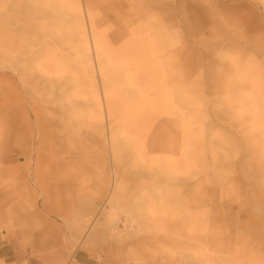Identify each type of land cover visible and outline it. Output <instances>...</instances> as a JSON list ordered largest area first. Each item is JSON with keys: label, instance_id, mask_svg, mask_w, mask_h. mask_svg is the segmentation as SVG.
I'll return each mask as SVG.
<instances>
[{"label": "bare ground", "instance_id": "1", "mask_svg": "<svg viewBox=\"0 0 264 264\" xmlns=\"http://www.w3.org/2000/svg\"><path fill=\"white\" fill-rule=\"evenodd\" d=\"M255 1L264 9V0ZM163 3L145 0L144 11L132 18V2L122 0H0V59H8L0 69L10 73L1 75L9 85L0 88V99L13 118L10 141L0 151L5 263L25 264L41 251L36 239L47 237L42 251L49 253L30 262L88 263L91 246L104 241L110 250L103 264L149 257L158 264L156 250L168 257L178 252V263L186 264L188 124L185 118L177 122L184 129L174 135L170 42L156 31L168 21H156ZM248 40L243 48L256 53L248 62L258 63L264 40ZM237 71L254 86L249 94L264 95L258 73L246 65ZM178 94L186 99L184 90ZM18 155L26 161L12 167ZM88 175L95 178L91 188L82 182ZM52 181L70 199L53 201ZM19 203L33 209L24 217L28 234L15 230L12 216ZM53 217L66 232L51 226ZM36 229L39 235L29 233ZM73 232L77 237L70 244ZM20 235L21 248L14 238Z\"/></svg>", "mask_w": 264, "mask_h": 264}, {"label": "rangeland", "instance_id": "2", "mask_svg": "<svg viewBox=\"0 0 264 264\" xmlns=\"http://www.w3.org/2000/svg\"><path fill=\"white\" fill-rule=\"evenodd\" d=\"M122 1L128 5L132 2V18L144 11L145 0ZM259 6L255 0H164L156 17L159 23L164 22L161 19L168 20L157 25L156 31L160 33L158 38L162 36L170 42L168 81L174 135L180 136L184 129L177 122L185 118L188 124L185 128L186 264H264V95L249 94L254 86L237 71L246 65L258 73L264 87V57L258 63L248 62L250 54L256 53L243 48L248 38L264 40V9ZM131 17L122 11L123 21ZM163 26L167 27L166 31L161 30ZM3 60L8 59H0L6 68ZM3 74L10 73L0 69L1 90L9 85ZM245 89L249 90L244 92ZM178 90L186 92L185 100L180 101ZM12 119L7 103L0 99V151L10 141ZM15 159L12 167L26 161L23 155ZM94 181L92 175L82 179L85 188H91ZM54 183L48 191L50 198L58 202L60 198L70 199L69 193L54 187ZM179 190L176 180L175 198ZM38 202L44 214L42 198ZM58 202L52 203L53 210ZM29 205L19 203L12 216L15 230L25 234H28L24 229L29 220L24 217L33 210L28 209ZM42 219L37 221L43 223ZM63 224L60 219L51 226L65 231ZM31 232L39 235L40 229ZM71 235L69 243L73 244L77 233ZM14 238L21 248L24 235ZM46 240L47 237L36 239L41 251L28 256L25 264H34L30 262L34 258L37 263L36 257L49 253L42 251ZM109 250L108 243L98 241L87 252L89 262L82 264H103L104 254ZM83 254L78 253L79 257ZM154 254L159 255L158 264L180 263L178 252L169 257L163 250H156ZM0 264L18 263H5L0 258ZM130 264L155 262L154 257H149L134 259Z\"/></svg>", "mask_w": 264, "mask_h": 264}]
</instances>
